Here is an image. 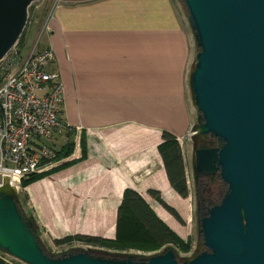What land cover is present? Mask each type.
Here are the masks:
<instances>
[{"label":"crops","instance_id":"obj_1","mask_svg":"<svg viewBox=\"0 0 264 264\" xmlns=\"http://www.w3.org/2000/svg\"><path fill=\"white\" fill-rule=\"evenodd\" d=\"M52 11L38 47L52 49L48 68L64 89L61 118L82 128L84 157L43 178L49 185L30 183L44 189L26 186L32 216L60 237L112 238L125 188L154 211L162 208L146 199L147 189L181 206L156 147L163 130L180 144L188 124V35L174 0H64Z\"/></svg>","mask_w":264,"mask_h":264},{"label":"water","instance_id":"obj_2","mask_svg":"<svg viewBox=\"0 0 264 264\" xmlns=\"http://www.w3.org/2000/svg\"><path fill=\"white\" fill-rule=\"evenodd\" d=\"M35 0H0V59L23 31ZM83 1V0H75ZM196 51L186 84L195 182L217 177L218 197L195 205L187 256L165 247L148 255L73 248L55 255L34 220L0 179V251L24 264H264V0H180Z\"/></svg>","mask_w":264,"mask_h":264},{"label":"built area","instance_id":"obj_3","mask_svg":"<svg viewBox=\"0 0 264 264\" xmlns=\"http://www.w3.org/2000/svg\"><path fill=\"white\" fill-rule=\"evenodd\" d=\"M63 1L50 0L25 53L18 51L15 42L0 59V179L6 176L16 192L22 179L59 162L45 144L54 134L71 130V157H79L75 153L82 128L63 122L64 89L58 71L48 68L54 55L49 46L38 47L40 36L49 29L53 7Z\"/></svg>","mask_w":264,"mask_h":264},{"label":"trees","instance_id":"obj_4","mask_svg":"<svg viewBox=\"0 0 264 264\" xmlns=\"http://www.w3.org/2000/svg\"><path fill=\"white\" fill-rule=\"evenodd\" d=\"M16 42L18 51L21 52L20 50L24 43V30L21 32ZM68 134L72 135V131L66 130L63 133V135L66 136L65 140L57 148H55L53 144L45 142V144L54 151L53 160L59 161L58 164L45 171L31 174L27 178L22 179L20 182L21 188L83 159L84 140L81 131L79 136V157L71 160H62L68 157L73 147L71 137L68 139ZM160 138L161 141L156 148L162 162L166 180L179 197L185 198L188 194V190L180 145L175 137L168 131H161ZM147 194L162 206L177 222L182 223L177 211L161 199L158 191L147 189ZM72 241H78L94 247L92 249L99 250L98 248H101L104 250L120 251L116 253L129 250L154 253L165 247L172 248L175 253L177 251L184 253L187 252L190 247L189 241H184L179 238L155 215L144 199L131 188H125L122 191L120 202L116 208L114 235L112 238L72 233L65 234L56 239V243L59 245L67 244ZM0 264H16V261L7 257L0 251Z\"/></svg>","mask_w":264,"mask_h":264},{"label":"rangeland","instance_id":"obj_5","mask_svg":"<svg viewBox=\"0 0 264 264\" xmlns=\"http://www.w3.org/2000/svg\"><path fill=\"white\" fill-rule=\"evenodd\" d=\"M49 2H50L49 0H35L27 8V18H26V23H25L26 27L24 29V40L25 41L23 43V47L20 50L21 54L25 53L26 50L31 45V43L33 41V34L35 31V27L37 28L39 23L41 22L44 14L48 8ZM174 3H175L176 8H177V13H178L177 15L180 18V21L184 27V30L186 31V33L188 35L189 57H188V59L186 58L187 59L186 62H187V66H188V64L193 61V54L196 51V48L193 44L191 32L189 30V26L187 24L185 13H184L183 7L181 5V2H180V0H174ZM16 47H17V44H16ZM17 49H18V47H17ZM181 68H182V62H181ZM178 83H179V81H178ZM182 86L185 89L184 95L186 96V101H187L186 106H187L188 124H187L185 131H184V135L182 137L183 140L180 141L179 145H180V150L182 153L183 163L185 166V179H186L188 194L185 198L182 199L181 206L174 208L177 211V214L179 215V217L181 218L182 223L177 222L162 206H160L162 209H160V208L158 209L159 211L152 210L155 213V215L161 221H163L179 238H181L184 241L185 240L189 241V243H190L189 250L187 252H184V253L177 251L175 253L176 256H187L193 250L194 244H195V239H196V233H195L196 232L195 231V198H194V194H193L192 174H191V170H190L191 146H190V141L188 139V137L190 135L189 127L191 124L196 122V111H195V108L190 103L189 93H188L187 84H186V78L184 79V77L182 80ZM81 131L82 130H80V132ZM79 135H80V133H79ZM72 136H73V134L72 135L68 134V139H70V137H71V141L73 143L72 151L68 155V157H70L68 160L73 159L71 157L72 152L74 150V142L72 140ZM65 137L66 136L63 135V133L62 134L60 133L59 135H53V137H51L50 140H45V142L53 144V146L55 148H57L61 143L64 142ZM178 140H180V139H178ZM77 143H78L77 146H78V150H79V140L77 141ZM65 169L66 168H63L61 170H65ZM49 175H51V174H49ZM43 178H46V177H43ZM43 178L35 181L34 183L42 181L43 185H49L47 180H43ZM208 178H209V181L213 182V187H212V190L210 192H204V199L206 200V201L204 200L205 205L209 201H214L219 195V190L223 189V184L221 183V181L217 177H210L209 176ZM42 184H40V183L34 184V185L29 184L28 186L31 185L30 189L34 186H38L40 189H44ZM216 187H218V188H216ZM16 195L18 197L19 205L22 208L23 212L28 216L30 215L32 217V219L34 220V218L32 216V213H34V210H33V207L31 204V199H30L31 194L28 192V188L26 186H24V189L23 188L19 189L18 192H16ZM212 195H214V196H212ZM148 197L146 198V199H148V201H151V200L153 201L152 197H150V198H148ZM179 207H182V208H179ZM164 215L166 217H168V219H169L168 221L164 220V218H163ZM38 222L36 223V221L34 220V224L36 226L38 238H39L41 244L43 245L44 249L51 254L59 255V254L66 252L67 250L73 249V248H82V249L94 248V247H91L89 245L80 243L78 241H72V242L67 243V244L59 245L58 243H56V239L59 238L60 236L52 234L51 231L46 229L41 224L40 221H38ZM98 249L102 250V251H108V252H120V251H114V250H104L101 248H98ZM160 250L161 249H159L157 251H160ZM123 253H134L137 255H148L152 252H143V251H139V250H137V251L129 250V251H125ZM7 257H10V256H7ZM10 258H12V257H10ZM12 259H14V258H12ZM22 264H24V263H22Z\"/></svg>","mask_w":264,"mask_h":264},{"label":"flooded vegetation","instance_id":"obj_6","mask_svg":"<svg viewBox=\"0 0 264 264\" xmlns=\"http://www.w3.org/2000/svg\"><path fill=\"white\" fill-rule=\"evenodd\" d=\"M35 29H36V27H35ZM210 177H215V176H210ZM192 184H193V194H194V198H195V205H196V202H200L203 205H205L204 204V200H205L204 199V192H210L212 190L213 182L209 181V178H200V179L196 180L195 182L192 179ZM216 188H218V187H216ZM220 191L221 190H219V192ZM209 202H211V201H209ZM208 203L206 205H208Z\"/></svg>","mask_w":264,"mask_h":264},{"label":"clouds","instance_id":"obj_7","mask_svg":"<svg viewBox=\"0 0 264 264\" xmlns=\"http://www.w3.org/2000/svg\"><path fill=\"white\" fill-rule=\"evenodd\" d=\"M26 26V25H25ZM25 28V27H24ZM24 30V29H23ZM58 164V163H57ZM15 260V259H14ZM16 261V264H18V263H20L19 261H17V260H15ZM21 264H22V262H21Z\"/></svg>","mask_w":264,"mask_h":264},{"label":"bare ground","instance_id":"obj_8","mask_svg":"<svg viewBox=\"0 0 264 264\" xmlns=\"http://www.w3.org/2000/svg\"><path fill=\"white\" fill-rule=\"evenodd\" d=\"M17 43V42H16Z\"/></svg>","mask_w":264,"mask_h":264}]
</instances>
